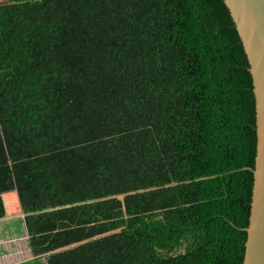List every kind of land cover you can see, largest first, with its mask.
I'll list each match as a JSON object with an SVG mask.
<instances>
[{
	"label": "trees",
	"instance_id": "obj_1",
	"mask_svg": "<svg viewBox=\"0 0 264 264\" xmlns=\"http://www.w3.org/2000/svg\"><path fill=\"white\" fill-rule=\"evenodd\" d=\"M27 6L30 22L0 24V194L17 190L33 256L19 264H243L256 102L225 1Z\"/></svg>",
	"mask_w": 264,
	"mask_h": 264
},
{
	"label": "water",
	"instance_id": "obj_2",
	"mask_svg": "<svg viewBox=\"0 0 264 264\" xmlns=\"http://www.w3.org/2000/svg\"><path fill=\"white\" fill-rule=\"evenodd\" d=\"M242 39L253 77L257 154L243 264H264V0H224ZM124 195L118 196L123 201ZM76 244L55 250H66Z\"/></svg>",
	"mask_w": 264,
	"mask_h": 264
},
{
	"label": "crops",
	"instance_id": "obj_3",
	"mask_svg": "<svg viewBox=\"0 0 264 264\" xmlns=\"http://www.w3.org/2000/svg\"><path fill=\"white\" fill-rule=\"evenodd\" d=\"M0 197H4L3 202L0 203V264H19L33 258L32 255L28 259L20 258L21 254L27 251L25 248L28 247L29 236L25 213L21 207L17 190L0 194ZM28 251H30L29 247Z\"/></svg>",
	"mask_w": 264,
	"mask_h": 264
},
{
	"label": "rangeland",
	"instance_id": "obj_4",
	"mask_svg": "<svg viewBox=\"0 0 264 264\" xmlns=\"http://www.w3.org/2000/svg\"><path fill=\"white\" fill-rule=\"evenodd\" d=\"M28 1L29 0H0V24L5 26L19 25L23 21L30 22L31 14L30 9L27 6ZM3 199L4 197H0V203L3 202ZM11 232L13 233V228ZM25 250L27 251H24V255L21 254L20 258H31L32 254L28 251V247H26Z\"/></svg>",
	"mask_w": 264,
	"mask_h": 264
}]
</instances>
